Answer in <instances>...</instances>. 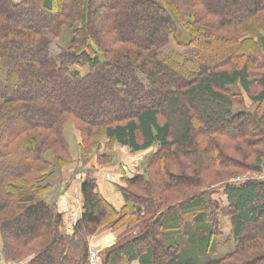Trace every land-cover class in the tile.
Masks as SVG:
<instances>
[{
    "label": "trees",
    "instance_id": "16d2710c",
    "mask_svg": "<svg viewBox=\"0 0 264 264\" xmlns=\"http://www.w3.org/2000/svg\"><path fill=\"white\" fill-rule=\"evenodd\" d=\"M257 17L264 0H0V262L92 264L90 239L108 226L124 229L103 264H264V180L209 182L264 171ZM209 44L218 55L202 63ZM242 90L262 114L236 110ZM68 119L100 165L113 156L99 136L135 152L158 148L143 174L125 177L120 210L87 171L71 233L44 198L71 160ZM219 184L232 226L223 240L209 193Z\"/></svg>",
    "mask_w": 264,
    "mask_h": 264
},
{
    "label": "rangeland",
    "instance_id": "374dc122",
    "mask_svg": "<svg viewBox=\"0 0 264 264\" xmlns=\"http://www.w3.org/2000/svg\"><path fill=\"white\" fill-rule=\"evenodd\" d=\"M257 20H258V17H257ZM255 28H257V29L260 28L259 31L261 32V35H264V20L262 21L261 17L259 18L258 24ZM180 37H181V39H184V40H187L189 38L185 33H182ZM212 46H210V44H209L210 48H209V50H207L208 52L203 53L201 55V57L199 56L200 58L197 57V58H199V60L202 63L208 62V60H211V58L214 57V55L215 56L218 55L217 47L213 48ZM74 68L79 69L80 71H82V73H87L89 71L88 66H85L83 68L76 66ZM59 93H61L62 95L66 94L65 91H60ZM73 97H75V96H73ZM241 98L243 100V103L240 105H237L235 107L236 110L247 109V110H250V111L256 112V113H260V114L263 113L262 110L258 109V105L255 104L254 102H252L249 95L246 92H244L243 90L241 91ZM75 100L78 104H80L79 107H83L84 109L89 108L88 104L90 102V99L87 96H83V95L80 97L76 96ZM40 112L43 113L44 111L41 110ZM63 125H64L63 126L64 136H65V139H66V141L70 147L69 149H70V159L71 160L66 162V163H63L62 165H59L58 167H56L54 173L49 178V182L52 184L51 190L56 185H58L59 183L61 184V181L63 180V173L65 172V170L71 169L68 171H71V172L73 171V172H75L76 176L78 175V177L79 176L81 177L84 174L86 175L87 171H89V173L92 175L95 168L105 166V165L98 164L97 160H95V157H92L90 160H88V158L85 156V154H83L81 152L80 147L82 145V138H83V133L81 131L82 128L80 127L81 123L77 122L75 119L74 120L68 119ZM99 137H100V142L102 144V147H101V149L99 148V146L97 148H95L93 154L94 155L97 154L99 149H100V151L110 152V153H111V151L115 150V148H119V150L121 149L120 151H122L123 156L128 160V164L131 167L129 170L127 169L128 170L127 173L129 174L128 177H133V176L138 175V174H143L149 168V165L150 166L152 165L151 163L153 162V158H154L153 155H154V153H156L158 151V148L156 146H153V147L149 148L148 150L135 152V151H132L128 147L119 145L118 143L107 138L106 136H99ZM108 146H111V147L109 148ZM242 149L245 152L251 151L244 144H242ZM253 158L254 157L252 156V158L249 161L253 162L254 161ZM51 159L54 160L53 155L51 156ZM91 161H95L94 164H91ZM239 161L241 162L243 160L239 159ZM113 162H114V158H113L112 163ZM112 163L106 164V165H111ZM81 165L82 166L85 165L84 168ZM235 172H237V173H235V174L224 173L219 178L210 179L209 182L213 183V182H216L217 179L218 180L224 179V178H228L231 176H234V177L228 178L229 182H231V181L232 182H244V181L250 180V179L264 180V171L262 173H257V172H253V170H250L246 167L244 169L237 170ZM123 186H125V187L127 186L125 181L123 183ZM223 188H224V186H222L220 184L216 185L212 188H209L210 189L209 193L212 197V200L215 201V203L217 205L216 210L218 213V219L220 221V230L223 233V236H221L219 238L221 240L227 238L232 233V226H231V222H230L228 202H227V197L224 193ZM51 190L44 194V198L48 202H52V201H50V198L48 197ZM185 195H186V193L183 194L182 196L179 195L176 198V200L183 198ZM105 229L115 231V230H118L120 228L113 229L111 227L105 226V227L101 228L99 230V232L102 230H105ZM99 232H97V233H99ZM1 246H2V242L0 239V248H1ZM221 249H223V248H221ZM27 260L28 259H26L24 261H27Z\"/></svg>",
    "mask_w": 264,
    "mask_h": 264
},
{
    "label": "crops",
    "instance_id": "0c3cea01",
    "mask_svg": "<svg viewBox=\"0 0 264 264\" xmlns=\"http://www.w3.org/2000/svg\"><path fill=\"white\" fill-rule=\"evenodd\" d=\"M120 150L119 148H115V150L111 151V153L106 152L107 154L113 156L114 162L111 165L95 168L92 174V176L97 180L99 191L103 197L117 210H120L127 204L122 192V187H124L123 183L125 181V177H128L129 175L127 171L131 168L128 164V160L123 156L122 151ZM95 160H97L96 156ZM94 162L95 161H91V164H94ZM84 166L85 165L82 167L84 168ZM68 170H65L63 173V180L61 181V184L59 183L56 185L51 190L48 197L50 198V201L56 203L59 211L62 212L64 216V231L66 233H71L74 224L81 217L83 211L81 185L86 175L84 174L81 177H78L75 172ZM123 229L124 228H120L115 231L105 229L100 231L90 239L91 249L99 251L103 258L105 249L115 243ZM26 262L27 261L20 263H7L3 259L0 264H26ZM130 264H140V262L136 260Z\"/></svg>",
    "mask_w": 264,
    "mask_h": 264
},
{
    "label": "built area",
    "instance_id": "2783aa9c",
    "mask_svg": "<svg viewBox=\"0 0 264 264\" xmlns=\"http://www.w3.org/2000/svg\"><path fill=\"white\" fill-rule=\"evenodd\" d=\"M89 258L92 264H102V255L99 251L91 249Z\"/></svg>",
    "mask_w": 264,
    "mask_h": 264
}]
</instances>
